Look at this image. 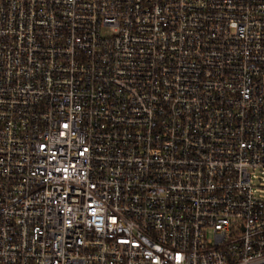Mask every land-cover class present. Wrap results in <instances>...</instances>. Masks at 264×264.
<instances>
[{"label": "built area", "instance_id": "1", "mask_svg": "<svg viewBox=\"0 0 264 264\" xmlns=\"http://www.w3.org/2000/svg\"><path fill=\"white\" fill-rule=\"evenodd\" d=\"M264 0H0V264H264Z\"/></svg>", "mask_w": 264, "mask_h": 264}, {"label": "rangeland", "instance_id": "2", "mask_svg": "<svg viewBox=\"0 0 264 264\" xmlns=\"http://www.w3.org/2000/svg\"><path fill=\"white\" fill-rule=\"evenodd\" d=\"M254 187L264 196V175L257 173V177L254 180Z\"/></svg>", "mask_w": 264, "mask_h": 264}]
</instances>
